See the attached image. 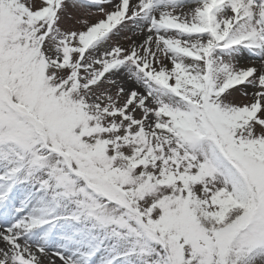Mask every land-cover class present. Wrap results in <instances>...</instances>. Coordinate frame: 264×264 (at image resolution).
I'll return each mask as SVG.
<instances>
[{
	"label": "snow or ice",
	"instance_id": "6c2138e0",
	"mask_svg": "<svg viewBox=\"0 0 264 264\" xmlns=\"http://www.w3.org/2000/svg\"><path fill=\"white\" fill-rule=\"evenodd\" d=\"M0 264H264V0H0Z\"/></svg>",
	"mask_w": 264,
	"mask_h": 264
},
{
	"label": "rangeland",
	"instance_id": "374dc122",
	"mask_svg": "<svg viewBox=\"0 0 264 264\" xmlns=\"http://www.w3.org/2000/svg\"><path fill=\"white\" fill-rule=\"evenodd\" d=\"M93 19H96V17H94ZM133 39L139 40L141 39L140 37H133ZM242 63H244V61H242ZM237 99H241V97H239V95L237 94Z\"/></svg>",
	"mask_w": 264,
	"mask_h": 264
}]
</instances>
